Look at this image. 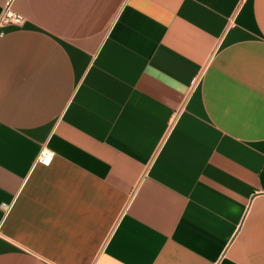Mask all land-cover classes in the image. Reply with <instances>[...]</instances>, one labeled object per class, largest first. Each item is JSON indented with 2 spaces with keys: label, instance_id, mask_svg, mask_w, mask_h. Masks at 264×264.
Wrapping results in <instances>:
<instances>
[{
  "label": "crops",
  "instance_id": "1",
  "mask_svg": "<svg viewBox=\"0 0 264 264\" xmlns=\"http://www.w3.org/2000/svg\"><path fill=\"white\" fill-rule=\"evenodd\" d=\"M11 8L0 264H264V0Z\"/></svg>",
  "mask_w": 264,
  "mask_h": 264
},
{
  "label": "built area",
  "instance_id": "2",
  "mask_svg": "<svg viewBox=\"0 0 264 264\" xmlns=\"http://www.w3.org/2000/svg\"><path fill=\"white\" fill-rule=\"evenodd\" d=\"M13 0H4L0 10V26L8 23H19L21 16L11 8ZM52 158V153L47 148L42 147L36 157L35 162L47 165Z\"/></svg>",
  "mask_w": 264,
  "mask_h": 264
}]
</instances>
